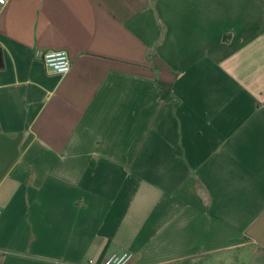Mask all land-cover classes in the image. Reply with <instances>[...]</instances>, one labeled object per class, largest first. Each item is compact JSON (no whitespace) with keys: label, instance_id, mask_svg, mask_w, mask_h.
<instances>
[{"label":"crops","instance_id":"crops-1","mask_svg":"<svg viewBox=\"0 0 264 264\" xmlns=\"http://www.w3.org/2000/svg\"><path fill=\"white\" fill-rule=\"evenodd\" d=\"M125 251L264 264V0L0 4V264Z\"/></svg>","mask_w":264,"mask_h":264},{"label":"built area","instance_id":"built-area-1","mask_svg":"<svg viewBox=\"0 0 264 264\" xmlns=\"http://www.w3.org/2000/svg\"><path fill=\"white\" fill-rule=\"evenodd\" d=\"M7 0H0L4 4ZM41 59L46 66L55 73L66 74L71 70L72 63L69 53L66 49H49L41 53ZM134 258V253L125 251L121 254H115L104 259L100 264H130ZM86 264H97L96 260L89 258Z\"/></svg>","mask_w":264,"mask_h":264},{"label":"trees","instance_id":"trees-1","mask_svg":"<svg viewBox=\"0 0 264 264\" xmlns=\"http://www.w3.org/2000/svg\"><path fill=\"white\" fill-rule=\"evenodd\" d=\"M157 82L161 89L162 99H169L171 97V84L160 79Z\"/></svg>","mask_w":264,"mask_h":264}]
</instances>
